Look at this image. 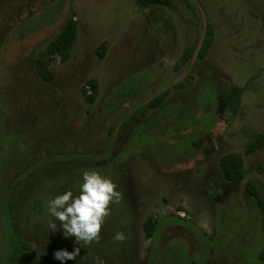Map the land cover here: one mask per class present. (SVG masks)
<instances>
[{"label": "rangeland", "instance_id": "rangeland-1", "mask_svg": "<svg viewBox=\"0 0 264 264\" xmlns=\"http://www.w3.org/2000/svg\"><path fill=\"white\" fill-rule=\"evenodd\" d=\"M69 18L78 22L75 47L67 61L49 57L46 81L36 59ZM231 85L243 90L236 113L227 109ZM256 134H264V0L148 8L0 0V264L11 235L53 254L81 247L65 264H264V212L248 190L264 193ZM227 155L240 160L242 181L224 178ZM93 170L112 180L120 202L109 205L99 241L80 246L64 238L47 201L78 195ZM147 217L157 223L151 239ZM117 232L125 241L114 242Z\"/></svg>", "mask_w": 264, "mask_h": 264}, {"label": "trees", "instance_id": "trees-1", "mask_svg": "<svg viewBox=\"0 0 264 264\" xmlns=\"http://www.w3.org/2000/svg\"><path fill=\"white\" fill-rule=\"evenodd\" d=\"M138 5L141 8H148L153 6H171L172 0H137ZM78 33V22L75 18H69L65 23L61 31L49 42L46 51L39 55L36 59V71L41 78L46 81H52L54 75L49 69V57L60 55L62 61H67L71 51L75 47L77 41ZM206 45L202 49V54H205ZM189 58V53L183 56L180 60L179 65L182 66L185 64ZM92 88L96 89V83L94 81L90 82ZM242 88L237 85H231L227 92V109L230 112L236 113L239 109L241 103V94ZM87 99L92 100L93 95L87 96ZM164 99V95L156 97L149 106L151 108L157 107L161 104ZM256 142L251 148L254 149L256 146H261L264 144V134H256ZM220 168L224 175V178L228 181L239 182L244 179V173L241 170V162L234 155H227L220 159ZM254 188V190L252 189ZM248 190L253 198H255L260 207L264 212V193L256 190V187L253 185L248 186ZM36 200V199H35ZM38 203L39 199L36 200ZM39 205V204H38ZM37 205H35V208ZM6 219H9L8 214L5 215ZM157 228L156 220L153 217H147L144 222V231L146 238L151 239L154 237ZM206 236V234H205ZM9 242V253L5 261H2V264H29L31 259H36L42 261L46 264H60L59 261L54 259V254L49 251H40L33 249L28 243L21 241V239L16 238L11 235L8 238ZM264 260V256H261ZM92 262L95 263L94 257H92Z\"/></svg>", "mask_w": 264, "mask_h": 264}, {"label": "clouds", "instance_id": "clouds-1", "mask_svg": "<svg viewBox=\"0 0 264 264\" xmlns=\"http://www.w3.org/2000/svg\"><path fill=\"white\" fill-rule=\"evenodd\" d=\"M79 185V194L74 195L71 190L56 194L47 201V213L58 221L64 238H75L80 246L98 242L104 218L109 214V205L120 202V193L111 179L96 171H84ZM50 221V232H56L57 224ZM126 237L123 232H117L114 242H123ZM81 247H75L69 252L65 249L57 250L54 259L65 264L80 256ZM95 264H104L95 257Z\"/></svg>", "mask_w": 264, "mask_h": 264}]
</instances>
